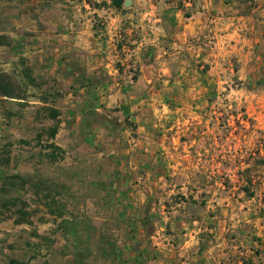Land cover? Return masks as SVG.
<instances>
[{
  "label": "rangeland",
  "instance_id": "rangeland-1",
  "mask_svg": "<svg viewBox=\"0 0 264 264\" xmlns=\"http://www.w3.org/2000/svg\"><path fill=\"white\" fill-rule=\"evenodd\" d=\"M129 1L0 0V264H150L137 253L183 232L239 264L246 233L264 237V0ZM178 11L206 14L207 50L174 51ZM62 18L81 37L42 33ZM210 212L230 245L199 229ZM63 220L106 228L64 259Z\"/></svg>",
  "mask_w": 264,
  "mask_h": 264
},
{
  "label": "crops",
  "instance_id": "crops-1",
  "mask_svg": "<svg viewBox=\"0 0 264 264\" xmlns=\"http://www.w3.org/2000/svg\"><path fill=\"white\" fill-rule=\"evenodd\" d=\"M132 1V0H131ZM132 4L129 0H123V7L125 5L129 6ZM122 7V8H123ZM203 13V12H202ZM202 16H199L197 14H189L183 16L179 11L176 13L177 16H174V18L169 19L170 23L172 24V30L173 34L170 37L174 39L173 41V49L175 52H180L181 50H177V43L178 40L182 43L184 42V50L183 52L189 51L191 53H196L197 55L201 53L203 50H207L210 46L209 38L207 37L208 34L205 33V31L202 29L203 24L205 22L204 16L206 14H202ZM117 17V16H116ZM116 17H112V19H116ZM128 10L120 14V21L125 20V23H129L128 20ZM144 22L148 24L150 29L152 30L154 38H152V41L155 40L156 34L155 28L158 29L157 26H159L160 16L158 14H150V15H144ZM88 21L90 20L87 19ZM86 20V21H87ZM60 25L58 28H52L48 27L45 30L42 31V33H45L46 37H53V36H60L62 38L73 36V39L75 36H80V27H78V23L82 21V23H85V20L83 19H76V18H62L60 20ZM147 21V22H146ZM87 26V25H86ZM72 27V29H70ZM62 30H59L61 29ZM123 28V27H122ZM128 28V25L127 27ZM242 29V27L240 28ZM36 30V29H32ZM83 31V30H82ZM58 32V33H56ZM56 33V34H55ZM224 35L221 33H217L213 37L216 38H222ZM61 39V38H60ZM178 39V40H176ZM73 41V40H72ZM220 39L217 40V43H219ZM25 44V43H23ZM26 45L31 46L35 51L43 52L45 54V63H47L49 56H47V52L49 51L48 47L46 45H38V44H32L29 43ZM68 45V47L73 46V43H64L63 46ZM155 42L147 46V51H156ZM135 48H139V44L136 45ZM209 210V209H208ZM74 212H80L84 211L79 209H72ZM210 211V210H209ZM248 210H244L246 212ZM252 211L248 212L246 215V218H244V222L242 223H236V230H238L237 233H240L242 236H244L245 232V226L247 224H251L252 219L256 218V216H253L251 218ZM256 212H254L253 215H255ZM264 217V215H262ZM216 215L212 214L211 212L208 214L207 221L201 220L200 223L202 227L199 229L210 231V233H214V235L211 236H223L226 247L229 242L226 239V228L225 222H221L220 220L215 221ZM260 217L258 218L260 221H262L264 218ZM92 218V217H91ZM61 219V218H60ZM86 219L91 220L90 217H86ZM171 219V216H168V220ZM175 219V218H173ZM105 221V220H101ZM220 221V222H219ZM92 223V224H91ZM205 223V224H203ZM86 223H82L79 220H73L68 222V220H63V222L57 224L58 230H62V240H63V246L66 254L65 258L67 256H72L77 253H84L86 251H90V247H86L85 245L81 244V238L85 237V235H88L91 239L94 238V241L96 240V235L98 234L96 231L97 229L105 230L106 224L103 222L96 227V223L89 222L88 224L90 226H87V233L84 231V226ZM223 224V226H222ZM261 225H264V222L260 223ZM83 229V231L81 230ZM94 229V230H93ZM208 232H206L207 234ZM197 233L192 234V232H183L179 235V238L174 237H167V240H160V241H154L155 244L153 248V253L150 255V257H145L144 254L137 253L138 260L140 257L143 259H147L150 264H228V261L225 260L224 256V249L221 243H217L213 238H208L207 242L204 243L205 246L201 247L199 245V238L196 237ZM207 236L210 237V235L207 234ZM233 238V237H232ZM222 242V243H223ZM240 245L244 244V248H242L240 254V259L237 263L241 264V259L244 257H249L253 259L254 261H259L264 263V237L263 236H255L254 234H247L244 237ZM157 244V246H156ZM231 244V243H230ZM229 244V245H230ZM96 245V244H94ZM239 246V245H238ZM223 250H222V248ZM191 249V251H190ZM167 250V253H164ZM90 253V252H89ZM14 258V257H11ZM8 262V260H7ZM6 262V264H7ZM5 264V263H4Z\"/></svg>",
  "mask_w": 264,
  "mask_h": 264
},
{
  "label": "trees",
  "instance_id": "trees-1",
  "mask_svg": "<svg viewBox=\"0 0 264 264\" xmlns=\"http://www.w3.org/2000/svg\"><path fill=\"white\" fill-rule=\"evenodd\" d=\"M105 3V2H104ZM109 5L116 8V9H122L123 7V0H110ZM4 95H9V94H4ZM51 118H56L58 114V110L56 108H51ZM56 134V125L51 128V137H54ZM7 264H23L21 260H18L16 258H10L7 262ZM241 264H262L261 262H254L253 259L249 257H244L241 260Z\"/></svg>",
  "mask_w": 264,
  "mask_h": 264
}]
</instances>
